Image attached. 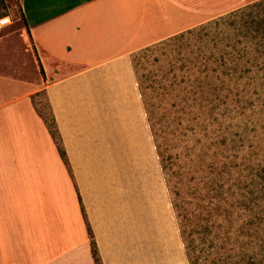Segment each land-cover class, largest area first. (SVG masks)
I'll use <instances>...</instances> for the list:
<instances>
[{
  "label": "crops",
  "instance_id": "0c3cea01",
  "mask_svg": "<svg viewBox=\"0 0 264 264\" xmlns=\"http://www.w3.org/2000/svg\"><path fill=\"white\" fill-rule=\"evenodd\" d=\"M254 1L19 0L27 41L0 37L21 58L0 49V264H95L88 226L102 264H171L116 176L150 137L132 54Z\"/></svg>",
  "mask_w": 264,
  "mask_h": 264
},
{
  "label": "rangeland",
  "instance_id": "374dc122",
  "mask_svg": "<svg viewBox=\"0 0 264 264\" xmlns=\"http://www.w3.org/2000/svg\"><path fill=\"white\" fill-rule=\"evenodd\" d=\"M252 3L132 54L150 137L116 176L171 264H264V0ZM3 17L0 37L26 42L19 0H0ZM36 105L49 118L41 92Z\"/></svg>",
  "mask_w": 264,
  "mask_h": 264
},
{
  "label": "trees",
  "instance_id": "16d2710c",
  "mask_svg": "<svg viewBox=\"0 0 264 264\" xmlns=\"http://www.w3.org/2000/svg\"><path fill=\"white\" fill-rule=\"evenodd\" d=\"M259 1H261V0H259ZM252 4H253V3H252ZM252 4H248V5H252ZM246 6H247V5H246ZM174 37H175V36H174ZM147 49H148V47H146V50H147ZM143 50H145V48H143ZM133 66H134V70H135L136 77H137V72H136V68H135V64H134V63H133ZM137 78H138V77H137ZM138 85H139V90H140V92H141V88H140L141 86H140L139 83H138ZM50 130H51L52 135L56 138V131L53 129V126H52L51 123H50ZM58 150H59V153H60L62 159H63L64 162L67 164L68 161H67V158H66L65 152H64V150L62 149V147H61L59 144H58ZM81 210H82V212H83V216H84V218H85L84 209H83L82 205H81ZM87 228H88V233H89V236H90L91 253H92V257H93L94 263H95V264H102V261H101V258H100L99 252H98V248H97V246H96V242H95V240H94V238H93V234H92V232H91L89 226H88Z\"/></svg>",
  "mask_w": 264,
  "mask_h": 264
},
{
  "label": "built area",
  "instance_id": "2783aa9c",
  "mask_svg": "<svg viewBox=\"0 0 264 264\" xmlns=\"http://www.w3.org/2000/svg\"><path fill=\"white\" fill-rule=\"evenodd\" d=\"M9 23V19L8 17H3V18H0V26L2 25H6Z\"/></svg>",
  "mask_w": 264,
  "mask_h": 264
}]
</instances>
